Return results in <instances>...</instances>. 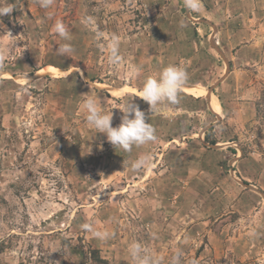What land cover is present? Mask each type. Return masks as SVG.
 Returning a JSON list of instances; mask_svg holds the SVG:
<instances>
[{
    "label": "rangeland",
    "instance_id": "1",
    "mask_svg": "<svg viewBox=\"0 0 264 264\" xmlns=\"http://www.w3.org/2000/svg\"><path fill=\"white\" fill-rule=\"evenodd\" d=\"M230 2L201 0L196 13L183 0H54L48 9L0 0L14 7L0 16V264H94L93 249L108 264H135L132 242L164 264L177 250L182 264H264V0ZM56 20L71 56L57 53L66 41ZM212 24L231 65L212 95L218 115L206 94L227 67ZM114 34L119 65L109 60ZM169 64L188 79L179 103L152 113L139 91ZM88 96L113 112L114 127L133 99L157 139L115 149L88 125ZM211 128L219 148L203 142L216 145L205 138ZM138 157L141 169L124 166ZM85 222L112 238L94 239Z\"/></svg>",
    "mask_w": 264,
    "mask_h": 264
},
{
    "label": "clouds",
    "instance_id": "2",
    "mask_svg": "<svg viewBox=\"0 0 264 264\" xmlns=\"http://www.w3.org/2000/svg\"><path fill=\"white\" fill-rule=\"evenodd\" d=\"M40 7L44 9L50 8L54 0H38ZM184 7L189 12L200 11L201 0H183ZM14 7L0 5V16L11 14ZM49 15H51L49 13ZM81 23L85 26H94L95 21L92 17H85ZM185 25L181 22L180 27ZM52 31L61 37L65 43L59 45L57 53L59 55L71 56L74 48L71 41V35L68 27L61 20H56ZM96 35L101 33L97 29ZM121 41L118 35H113L108 42L109 60L113 65H119L122 57L120 55ZM139 72V68H132L131 75L135 76ZM188 79L186 70L178 65L169 64L162 68L158 74L148 75L144 78L142 87L139 91V97L147 102L150 111H158V106L163 102L177 104L180 101V94ZM131 99L122 108L123 112L121 123L118 126L112 125L113 112L107 113L102 111L97 100L88 96L84 101V109L86 110V121L89 126L94 128L96 132L105 133L107 141L110 142L115 149L123 152H131L133 146H142L157 139L156 129L153 125L146 121L145 112L141 108L132 103ZM145 165V158L138 157L130 161L131 170L136 171ZM83 230L91 233L94 239L107 242L112 238L113 233L108 230H102L96 227L94 222H85L81 225ZM254 235V234H253ZM128 254L135 261V264H164V257L156 254L141 242H132L128 246ZM183 251L177 250L171 257L169 264H182ZM195 264V261H193Z\"/></svg>",
    "mask_w": 264,
    "mask_h": 264
},
{
    "label": "water",
    "instance_id": "3",
    "mask_svg": "<svg viewBox=\"0 0 264 264\" xmlns=\"http://www.w3.org/2000/svg\"><path fill=\"white\" fill-rule=\"evenodd\" d=\"M188 16L191 20H194L198 23H207L209 22V20L205 19V18H195L193 16H191V14L188 12ZM210 23V22H209ZM213 25V34L211 36V39H210V43H211V46L213 48H215V50L221 54V56H223L225 62H226V72L224 74V76L222 78H220L217 82H215V84H213L208 90H207V94H206V97H207V100L209 102V106L212 110V112L216 113L218 115L217 112H215L211 106V101H212V95L214 94V90L221 84V82L227 77V75L230 73L231 71V65H230V62L227 60L226 56H225V53L223 51V49L218 45V41H217V26H215L214 24ZM204 144H206L208 147H212V148H219L220 145L219 144H216V145H210V144H207L205 141H203ZM233 172V171H232ZM241 184H243L244 186H247L248 188H251V189H255L254 186H252L251 184H247L246 182H243V181H240Z\"/></svg>",
    "mask_w": 264,
    "mask_h": 264
},
{
    "label": "trees",
    "instance_id": "4",
    "mask_svg": "<svg viewBox=\"0 0 264 264\" xmlns=\"http://www.w3.org/2000/svg\"><path fill=\"white\" fill-rule=\"evenodd\" d=\"M196 32V30H195ZM91 80L94 81L93 77H90ZM198 99V98H197ZM212 128L206 133V140L212 144H216L218 141L215 138H212ZM247 183V182H246ZM91 257L94 261V264H108V261L106 259H104L103 257H101V255L99 254V250H91Z\"/></svg>",
    "mask_w": 264,
    "mask_h": 264
},
{
    "label": "crops",
    "instance_id": "5",
    "mask_svg": "<svg viewBox=\"0 0 264 264\" xmlns=\"http://www.w3.org/2000/svg\"><path fill=\"white\" fill-rule=\"evenodd\" d=\"M232 2H230V3H232V5H239V6H241L242 8H243V5H246V6H248V5H250V3H251V0H244L243 2H241V0H231ZM259 14H261V12H256V15H259ZM215 112H217V113H219L218 112V110L216 109H213Z\"/></svg>",
    "mask_w": 264,
    "mask_h": 264
},
{
    "label": "bare ground",
    "instance_id": "6",
    "mask_svg": "<svg viewBox=\"0 0 264 264\" xmlns=\"http://www.w3.org/2000/svg\"><path fill=\"white\" fill-rule=\"evenodd\" d=\"M55 70H53V72H54ZM116 90H118V89H114V91H116ZM213 105L215 106V107H217L218 109L220 108V105H219V103L217 102V101H213Z\"/></svg>",
    "mask_w": 264,
    "mask_h": 264
}]
</instances>
